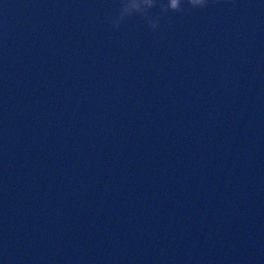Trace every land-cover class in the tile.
Segmentation results:
<instances>
[{
    "label": "water",
    "instance_id": "1",
    "mask_svg": "<svg viewBox=\"0 0 264 264\" xmlns=\"http://www.w3.org/2000/svg\"><path fill=\"white\" fill-rule=\"evenodd\" d=\"M0 0L3 264H264V0Z\"/></svg>",
    "mask_w": 264,
    "mask_h": 264
},
{
    "label": "clouds",
    "instance_id": "2",
    "mask_svg": "<svg viewBox=\"0 0 264 264\" xmlns=\"http://www.w3.org/2000/svg\"><path fill=\"white\" fill-rule=\"evenodd\" d=\"M185 2L192 9L204 8L209 0H168L167 8L171 11H185L183 8ZM154 7V0H119L116 13L111 17L112 27L119 26L120 22L134 13L147 18L148 27L153 31L158 30L163 17L150 16L149 10ZM3 264V261H0Z\"/></svg>",
    "mask_w": 264,
    "mask_h": 264
}]
</instances>
